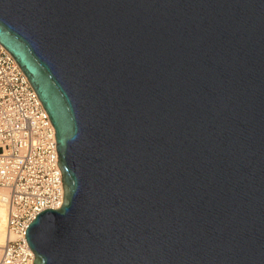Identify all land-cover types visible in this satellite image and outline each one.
<instances>
[{
    "label": "water",
    "instance_id": "water-1",
    "mask_svg": "<svg viewBox=\"0 0 264 264\" xmlns=\"http://www.w3.org/2000/svg\"><path fill=\"white\" fill-rule=\"evenodd\" d=\"M63 188L32 264H264V0H0Z\"/></svg>",
    "mask_w": 264,
    "mask_h": 264
},
{
    "label": "built area",
    "instance_id": "built-area-1",
    "mask_svg": "<svg viewBox=\"0 0 264 264\" xmlns=\"http://www.w3.org/2000/svg\"><path fill=\"white\" fill-rule=\"evenodd\" d=\"M0 189L6 192V237L0 264H32L25 228L62 203L53 127L33 88L0 45Z\"/></svg>",
    "mask_w": 264,
    "mask_h": 264
},
{
    "label": "bare ground",
    "instance_id": "bare-ground-1",
    "mask_svg": "<svg viewBox=\"0 0 264 264\" xmlns=\"http://www.w3.org/2000/svg\"><path fill=\"white\" fill-rule=\"evenodd\" d=\"M7 204L6 192L0 189V247L4 244L6 237Z\"/></svg>",
    "mask_w": 264,
    "mask_h": 264
}]
</instances>
